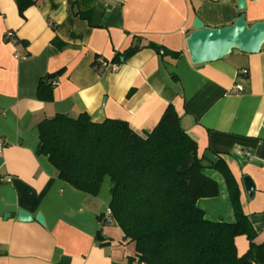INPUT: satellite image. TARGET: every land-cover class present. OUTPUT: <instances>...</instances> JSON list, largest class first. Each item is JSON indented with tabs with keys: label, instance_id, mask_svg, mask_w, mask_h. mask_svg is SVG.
I'll return each mask as SVG.
<instances>
[{
	"label": "crops",
	"instance_id": "crops-1",
	"mask_svg": "<svg viewBox=\"0 0 264 264\" xmlns=\"http://www.w3.org/2000/svg\"><path fill=\"white\" fill-rule=\"evenodd\" d=\"M34 1L21 16L15 0H0V179H11L0 184V264H141L130 261L135 244L106 218L111 179H104L96 197L60 180L49 158L37 154V128L59 114H88L94 123L127 122L144 136L169 105L197 144L205 173L219 186L217 197L196 206L209 221L235 222L228 185L210 168L224 161L257 233L254 243L264 246V45L255 54L233 49L201 66L188 55L197 18L218 29L243 15L251 27L264 22V0H245V11L239 0ZM9 31L18 43L5 40ZM151 44L182 56H162ZM136 47L130 58L115 61ZM99 59L115 70H100ZM61 70L54 101L41 102V79ZM245 177L254 186L251 197ZM20 211L42 215L45 225L19 221ZM249 244L246 236L236 238L239 257Z\"/></svg>",
	"mask_w": 264,
	"mask_h": 264
},
{
	"label": "trees",
	"instance_id": "trees-1",
	"mask_svg": "<svg viewBox=\"0 0 264 264\" xmlns=\"http://www.w3.org/2000/svg\"><path fill=\"white\" fill-rule=\"evenodd\" d=\"M19 14L34 0H15ZM86 18V17H84ZM162 56L179 59L149 45ZM138 51L132 48L125 60ZM63 71L48 74L39 83L38 99L54 101L55 80ZM37 154L46 156L59 179L75 190L96 197L104 179H111L110 211L124 239L136 246L141 264H261L264 246H257L248 217L243 212L240 189L224 161L210 165L225 179L235 215L233 223L212 222L197 205L200 199L219 194L217 182L206 173L197 144L181 126L175 108L169 105L156 128L146 135L134 132L127 122L94 123L88 114L78 118L56 115L39 124ZM246 236L249 251L239 257L235 240ZM98 234L97 241L106 246Z\"/></svg>",
	"mask_w": 264,
	"mask_h": 264
},
{
	"label": "water",
	"instance_id": "water-1",
	"mask_svg": "<svg viewBox=\"0 0 264 264\" xmlns=\"http://www.w3.org/2000/svg\"><path fill=\"white\" fill-rule=\"evenodd\" d=\"M238 7L240 11H245V0H239ZM194 29L196 31L188 41V55H190L192 62L199 66L219 60L226 54H230L233 49L255 54L260 52L264 45V22L250 27L246 24L243 15L230 27L218 29L205 27L204 23L197 18L194 22ZM244 186L248 196L251 197L254 186L247 177L244 179ZM33 220L45 225V219L42 215L34 218L24 211L19 212V221L31 222Z\"/></svg>",
	"mask_w": 264,
	"mask_h": 264
},
{
	"label": "built area",
	"instance_id": "built-area-1",
	"mask_svg": "<svg viewBox=\"0 0 264 264\" xmlns=\"http://www.w3.org/2000/svg\"><path fill=\"white\" fill-rule=\"evenodd\" d=\"M5 40L8 43H12V44L18 43V40H17L14 32H12V31H9V32L6 33ZM97 63L99 65V69L100 70H103V69L106 70V69H109V68L115 70V66L113 64L109 63V62H106L105 60L99 59V60H97ZM247 73L248 72L246 70L241 71V74H243V75H246ZM55 85H56V83H55ZM237 89L241 93H242V91H244V88L242 86H240V85L237 86ZM3 146H4V141H3V139H0V149H2ZM239 154H241V153H239ZM10 182H11V179L9 177L0 179V184H2V183H10ZM106 218L109 220V222L111 221V219H113L112 218V212L110 211V209L106 213Z\"/></svg>",
	"mask_w": 264,
	"mask_h": 264
}]
</instances>
